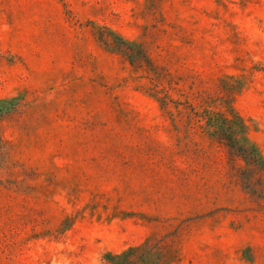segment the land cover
I'll list each match as a JSON object with an SVG mask.
<instances>
[{
	"label": "rangeland",
	"instance_id": "374dc122",
	"mask_svg": "<svg viewBox=\"0 0 264 264\" xmlns=\"http://www.w3.org/2000/svg\"><path fill=\"white\" fill-rule=\"evenodd\" d=\"M0 264H264V0H0Z\"/></svg>",
	"mask_w": 264,
	"mask_h": 264
},
{
	"label": "trees",
	"instance_id": "16d2710c",
	"mask_svg": "<svg viewBox=\"0 0 264 264\" xmlns=\"http://www.w3.org/2000/svg\"><path fill=\"white\" fill-rule=\"evenodd\" d=\"M225 140H232V138L229 137V139ZM235 154L243 158L246 163H262L257 151L252 146H249L247 143H244L241 149L235 150Z\"/></svg>",
	"mask_w": 264,
	"mask_h": 264
}]
</instances>
